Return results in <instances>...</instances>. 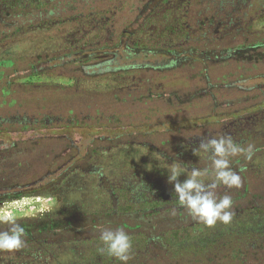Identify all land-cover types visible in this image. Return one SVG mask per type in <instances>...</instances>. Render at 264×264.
I'll return each instance as SVG.
<instances>
[{
	"label": "trees",
	"instance_id": "1",
	"mask_svg": "<svg viewBox=\"0 0 264 264\" xmlns=\"http://www.w3.org/2000/svg\"><path fill=\"white\" fill-rule=\"evenodd\" d=\"M258 22L264 0H0V159L48 148L46 171L63 177L136 152L110 187L114 210L134 209L117 224L132 241L128 264H264V36H249ZM238 32L246 36H225ZM110 76L127 84L81 85ZM83 91L95 101L75 106ZM219 135L254 146L250 159L231 158L241 186L215 190L232 197L235 215L187 237L206 226L180 206L167 167L210 168L193 149ZM4 173L2 185L20 186L17 168ZM98 249L77 264H121Z\"/></svg>",
	"mask_w": 264,
	"mask_h": 264
},
{
	"label": "rangeland",
	"instance_id": "2",
	"mask_svg": "<svg viewBox=\"0 0 264 264\" xmlns=\"http://www.w3.org/2000/svg\"><path fill=\"white\" fill-rule=\"evenodd\" d=\"M15 1L17 0H14V3ZM85 23L87 21L82 19L81 25ZM262 23L264 24V22ZM263 24L255 23L254 29H250L252 32L249 36H264V30L260 29ZM21 31L25 33L27 30ZM148 31H150L149 34H152L151 32H154L155 29L149 27ZM83 34L84 32L76 31L71 36H77L76 41H78ZM225 36H237L236 39L239 40L240 36L243 39V36L246 35L238 32ZM228 68H224L225 71H228ZM36 80L71 85V82L59 78L47 77L45 79L42 77L36 78ZM125 84H127L126 81L117 76H110L98 81L81 82L83 87L93 91L109 90ZM80 94L74 104L78 107L95 101L97 97L94 92L83 91ZM86 145V139H82L78 143L76 147L78 154L85 153ZM42 148L31 147L24 150L18 154L16 162L0 159V217L11 215L22 227L30 230H35L39 226H42L45 231L55 229L61 233L62 239L50 245L31 244L32 240L25 238L26 245L23 249L11 253L0 251V264H77L91 261L97 249L102 246L98 228L115 229L122 219L130 218L128 214L134 210L130 206H123L122 203L114 205V210L111 196L113 190L110 187L118 185V181L123 180V177L126 176L124 173L119 174L121 176L119 179L113 177L116 175L113 172L114 167L123 166L122 168L125 169L130 162L128 160L137 156L136 152L112 153L110 156L101 155L100 158L98 156L92 160L94 166L90 168L91 170H74L62 177L63 173L46 171L45 167H48V163L51 162L50 151L47 150L48 148ZM155 165L154 162L153 166ZM7 167H15L19 171V187L8 189L6 186L9 185H2L6 183L4 170ZM158 171L164 170L158 169ZM135 174L138 175V172ZM207 178L209 179V177H205V179ZM184 179H186V174L182 173L178 180L183 181ZM8 228V224L0 223V231ZM208 228L207 226L205 229L200 228L198 232H193L187 237L198 236L206 232Z\"/></svg>",
	"mask_w": 264,
	"mask_h": 264
},
{
	"label": "clouds",
	"instance_id": "3",
	"mask_svg": "<svg viewBox=\"0 0 264 264\" xmlns=\"http://www.w3.org/2000/svg\"><path fill=\"white\" fill-rule=\"evenodd\" d=\"M201 150L208 154L210 168H192L189 172L177 164H170L167 167L168 181L174 183V193L180 206L187 209L193 220L207 227H214L217 222L230 224L235 215L232 197L227 194L218 196L215 190L220 185L227 188L241 186L242 177L231 168V158L243 155L245 159H250L254 146L248 144L244 147L231 135H219L201 140L198 149H193L197 155ZM182 173H186V179L179 181ZM205 177H209L211 182H206ZM0 223L9 225L7 230L0 231V251L11 253L23 249L26 245L24 227L11 215L0 217ZM98 231L102 244L98 251L116 258L121 264H128L132 252L128 233L121 227H99Z\"/></svg>",
	"mask_w": 264,
	"mask_h": 264
},
{
	"label": "flooded vegetation",
	"instance_id": "4",
	"mask_svg": "<svg viewBox=\"0 0 264 264\" xmlns=\"http://www.w3.org/2000/svg\"><path fill=\"white\" fill-rule=\"evenodd\" d=\"M25 229V238L32 240L31 244L34 243H43V244H55L56 242L60 241L61 233L56 231L55 229H49L48 231L43 230L42 226H39L35 230H30L27 228ZM44 231V232H43ZM38 240V242H36ZM30 242V241H27Z\"/></svg>",
	"mask_w": 264,
	"mask_h": 264
}]
</instances>
